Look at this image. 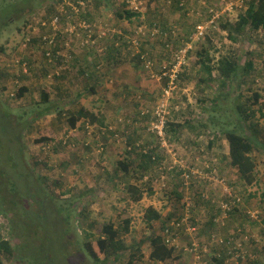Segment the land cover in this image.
<instances>
[{
	"label": "rangeland",
	"instance_id": "rangeland-1",
	"mask_svg": "<svg viewBox=\"0 0 264 264\" xmlns=\"http://www.w3.org/2000/svg\"><path fill=\"white\" fill-rule=\"evenodd\" d=\"M95 1L100 3L87 0V3H90V10L86 16L90 20L109 24V22L120 20L117 17V12L125 11L122 6L123 0ZM175 1L173 0L174 4L171 5L165 3L164 0L150 1L146 5V14L143 18L139 16V18L132 19L130 23L124 21L131 26L129 29H133L140 21L148 24L158 21L164 32L173 28L184 35H190L195 25L192 18L196 21L195 16L191 13V11H196L192 9L195 4L190 2L189 7L181 9ZM64 2L72 3V0H62L61 2L58 0H0V48L4 50L0 52V65L4 64L5 67L4 72L0 71V87L4 85L10 91L15 92L17 89L15 81L17 80L18 84L27 88L29 92L24 99L9 103L6 102L0 90V154L3 153V149L11 150L14 160H16L15 167L24 170L23 163L27 170L33 168L36 175L47 179L48 193L52 196L51 199L48 198L56 212L53 214L50 210L54 209L49 206L45 208L44 203L41 207H36L37 209L32 203L25 207L22 206V209H20V204H16L14 207L19 209L14 214L12 228L7 223V218L0 215V234L4 240L9 241L10 247L13 248L12 255H1L2 264H33V259L37 260L38 264H43L44 255L50 258L44 264H92L83 247L86 240L85 230L87 234H90L91 239L97 238L101 235V227L104 224H113L119 228L122 225L121 222L126 219H130V233L121 237L126 246L130 247L135 243L139 245L143 259L137 263L167 264L149 259L151 247L148 238L151 235L161 236L160 222L165 221L172 213H175L177 218H182L184 210L181 204L189 205L190 215L193 214L192 209L195 208L196 216L193 214L194 219H190L191 225H197L199 229L203 222H208L209 210L205 208L208 205L203 203L207 205L204 206L201 202H196L193 207L194 197L197 196L195 195L196 190H199L198 193H202L203 200L212 206L216 204L218 206L226 204L237 206L236 210L225 214L224 225L215 226V231L207 236L212 238L217 235V241L223 240L224 245L228 241H231L232 244L240 243L245 256V260H242L241 264H264V257H260L259 249H257L264 246V224L262 221L264 200L261 197L264 193V144L259 145L261 150L254 153L256 180L253 185L247 186L239 180L236 171L229 168L224 161L228 155V145L222 133L219 132L221 126L226 124V120L236 122L238 119L235 111L237 109L236 96L241 94L243 97H250L251 92L247 91L246 87L248 84L249 87L261 90L263 98L261 102L264 103V74H256V68L264 70V50L254 42L255 34L249 29L246 30V36L236 44H232L227 39L226 32L220 28V23L226 20L234 22L238 16L236 11L228 15L223 14L220 22L215 24V29L207 30L205 39L195 44L192 56L190 55L188 60L189 71H184L181 75L178 88L168 105V120L172 123L174 119V123L181 124V128H175L177 132L175 135L165 134L162 143H159L152 133L147 132L151 122L150 116L145 121L143 120L144 122L132 121L134 118H143L141 112L154 107L161 94V86L158 83L156 86L153 85L154 81L146 75L145 70L138 68L137 64H132L131 61L125 62L124 79L122 80L115 78L113 73L116 71L111 69L108 75L110 74L112 83L118 80L121 86L117 87L115 82L111 83L112 85L104 84L101 78L100 85L95 88L94 94L88 91L90 82H86L84 75L79 76L78 79L74 78V72H77L75 68L78 65L79 68L82 66L78 64L74 68V51L70 52L72 58L69 59V65L67 64L66 70L63 71L64 74L66 73L63 82L57 84L55 81L46 80V77H40L39 64L42 54L36 52L33 45L22 50V42L26 38V41L32 37L38 38L37 36L43 32L40 23L48 20L51 10L56 12L61 8L58 6ZM187 9L188 13H186ZM262 33L260 31L258 34L262 36ZM208 39L212 41V44ZM88 50H77L76 58L86 54ZM202 50L208 51L209 56L213 58V63L210 65L213 68V76L208 84L204 83L203 87H199L198 70L202 66L199 65L200 58L198 54L196 56V53H200ZM16 55L28 58L30 63L31 71L29 69V76L24 77V80H20L18 77L19 69L7 67L11 58ZM104 55H106L105 52L97 54L98 57ZM222 57L235 58L240 69L247 61L252 62L255 69L254 74L251 73L247 76L240 72L235 80H226L224 84H220L215 68ZM103 69L105 70V68ZM155 70L159 71V65H156ZM201 73L203 74V71ZM98 76L100 75L98 74ZM104 76L106 77L105 73L102 74V77ZM253 78V84L249 83V80ZM195 80L197 84L193 83ZM74 81L77 86H74ZM261 81L263 84H259ZM109 86V89L112 90L117 87L116 89L120 88L125 91V96L128 98V111H122L123 108L120 110L124 115L126 113L128 115L125 119L122 118L124 115H121L119 119H123L125 123L131 120L132 126L137 125V128H134L130 133H133L134 136L139 135L140 143L144 144L141 138L144 136L146 143L158 146L159 152L164 154L163 171L165 172V169L167 170L171 163L176 161L181 162L185 169L188 168L192 174L199 176L191 178L190 184L182 182L178 185L176 181H173L174 179L172 180L168 175L161 173L159 170L161 165H156L152 171L154 177L147 184H142V180H140L142 170L137 168L138 158L134 152H126L130 149L125 146L126 134L119 131L120 126L124 123L120 126L116 122L108 123L107 127H100L101 122H98L99 125L88 124L89 132L85 128L80 132L81 126L72 131L63 120L60 123H64L62 127L59 129L55 127L58 132L57 138H63L70 142L71 147H60L50 154L39 151V145L32 143V135L26 139L25 134L23 135L25 140L21 150L18 146L8 143V140L11 139L8 135L7 117L3 115L5 110L18 118L23 117L24 114L26 120L41 113V117L33 123L35 128L33 133H35L37 130L53 127V124L59 125L57 120L59 112H62L64 119L67 118L65 116L68 112L74 113L80 108L98 110L95 111L96 114L94 113L97 116L105 114V106L108 104L105 103L104 97L107 96ZM44 90L50 93L47 104L41 102V92ZM74 92L80 93L79 95L83 97L74 102ZM216 97L217 107L214 113L210 109H213L211 101ZM138 107L141 108L139 117L134 116L138 112ZM44 108L50 109L42 114ZM205 109L207 111H204ZM253 110L254 113L249 112V115L251 120L257 123L259 140L264 141V108L256 106ZM110 111L115 115L117 107ZM208 117H213V120L209 122ZM107 122H111V120ZM21 125H23L22 122ZM81 125L84 126L83 121ZM210 142L214 143L211 149L207 147ZM221 157H224L223 161H221ZM124 160L133 162L130 164L129 173L124 174L119 171L115 175L118 162ZM3 161L0 158V168ZM35 162H38V165ZM10 169L11 167H8L7 170ZM0 176H3L0 178L2 185L6 183V176ZM16 180L18 185L23 183L22 177ZM155 180L156 182H154ZM52 183H57L59 187L53 186ZM126 185L136 186L143 190L142 200L131 201L130 195L126 191ZM4 189H7V186ZM175 192L182 195V201L177 200ZM17 199L13 196L14 203H17ZM233 200H235V204H233ZM148 208H152L161 215L159 222H153L151 225L146 223L145 215ZM229 208L231 210L232 207ZM239 209L241 211L238 213ZM68 211H70L69 217L67 216ZM65 216L69 218L67 221ZM211 222L213 223V221ZM89 224H91L90 228ZM187 229L190 230L189 227ZM204 236L205 234L200 236V239ZM199 242L198 239L197 243ZM191 244L190 240L178 237V247L175 250L177 251L175 254L179 256L178 264L193 263L192 255L189 253ZM214 248H216L215 245L206 247L209 251L207 261H210V258L214 256ZM40 250L43 251L42 255H40ZM131 252L133 251L130 248L121 254L118 260L111 259L106 264H127ZM102 258L103 256H100V259ZM228 264L233 263L228 261Z\"/></svg>",
	"mask_w": 264,
	"mask_h": 264
},
{
	"label": "trees",
	"instance_id": "trees-1",
	"mask_svg": "<svg viewBox=\"0 0 264 264\" xmlns=\"http://www.w3.org/2000/svg\"><path fill=\"white\" fill-rule=\"evenodd\" d=\"M61 2L62 0H58ZM78 1H84L87 3V0H72V3H77ZM145 1H152V0H145ZM95 3H100L99 1H95ZM90 3H87V6H89ZM122 6L125 7V4H122ZM238 16L237 19L234 22H231L229 20L224 21L223 23H220V28L223 29L226 32L227 39L232 43L236 44L238 43L241 39H243L246 36V30H250L252 33L255 34L253 36L254 42L258 44L262 49L264 50V0H248L246 2L245 8L243 10H238ZM54 12L51 10V13L48 14L51 16ZM140 14H136L133 12L129 11H123L122 13L117 12V17L118 19L124 21H130L134 18H139ZM86 17V16H85ZM86 19L90 20V18ZM160 27V30L162 34H167L166 37L164 38V43L160 42L162 44V51H163V59L164 61L160 62L159 64H156L155 60L153 59V53L149 52L147 49L144 48L145 44L147 43L146 40L144 41L140 52L147 53L149 55V58L151 60H154L155 62V68L156 65H164L166 64L169 60L170 54L172 51L177 50L181 46L182 42V37L179 33V31L175 29H171L170 31H163L161 29V25L158 24ZM262 31L263 35L260 36L258 33ZM226 39V41H227ZM166 40V41H165ZM179 42V46H177V43L174 44L175 42ZM209 43L212 44V41L209 40ZM61 43H64V40L59 37L55 42L54 50L51 52V55L54 56L57 52H60L63 48H60L59 45ZM165 45H169L170 49L166 50ZM36 52L42 54V59L39 64V68L41 69L40 77H46V80L50 81H55L57 84L60 82H63L64 77H66V73L63 74H56L57 68L61 64H49L48 59L45 56V48L41 45H36ZM108 55L109 53L117 54V52H124L126 54V59L128 61H135L138 63L140 67L143 68V64L140 59V55H135L132 56V51L127 50V46L122 45L119 48H114L113 46L109 45L108 47ZM4 50L0 48V52H3ZM72 54V53H71ZM17 56V55H16ZM61 57V55H59ZM21 59L24 60L28 67V74L25 75L21 71L20 75L18 76L20 80H24V77L29 76V69L31 71L30 63L28 61V58H24L22 56ZM198 57L200 58L199 63L202 66V71L203 73H207V75L212 74L213 68L210 66L213 63V58L209 56L208 51L202 50L201 54H198ZM59 58V57H58ZM59 63L60 60H59ZM101 63V62H100ZM62 64L64 65L63 61ZM135 64V63H134ZM61 65V67L63 66ZM208 65V66H207ZM104 67L95 66L94 70L95 72L98 71L99 75L102 76V74L105 73V70L103 69ZM5 67L4 64L0 65V71L4 72ZM144 69V68H143ZM145 70V69H144ZM217 71V74L219 76V83L224 84L226 80L233 81L238 77V74L241 72L242 75H250L251 73L254 74V66L253 63L250 61H247L244 66H242V69H240V66L238 65L237 61L235 58H227V57H222L219 62L218 66L215 68ZM146 71V70H145ZM156 71V70H155ZM92 68L86 67L85 70L82 72L84 74L85 78H89L92 74ZM260 73L261 75L264 74V70L262 68H256V74ZM147 74V72H146ZM183 74V73H182ZM180 74V77L181 75ZM65 75V76H64ZM148 75V74H147ZM51 76V77H50ZM253 79L249 80L251 84H253ZM201 81L205 82L207 84L209 82V77L206 79H202ZM229 81V83H231ZM17 82V80H16ZM228 83V82H227ZM17 85L15 86L17 89L16 91H10L8 87L6 86H1L0 90L2 95L5 97L6 102H16L18 100L24 99L25 95L28 92L27 88L21 87L18 82L16 83ZM254 84H257L254 82ZM259 84H263V81H261ZM245 85V84H244ZM239 87V86H238ZM247 91L251 92L250 97H243L241 96H236L237 99V109L235 111L237 112V120L236 122H232L231 120H226V124L224 126H221L220 133H222L227 145H228V155L225 157H221V161H225L226 164L228 165L229 168L233 169L236 171V175L239 178L241 182H243L247 186H251L254 184L256 178H255V169H256V163H255V157L254 153L258 150H261L259 148V145L264 144V141L259 140L258 137V129H257V123L253 122L251 120V117L249 115V112L252 114L254 113V107L259 106L264 108V103L262 101V95H261V90L255 89L252 87H249V84L246 86ZM241 97V98H240ZM50 98V93L46 90L41 92V99L43 104H47L49 102ZM217 97L211 101V105H213V109H210V111H213L215 113V108L217 107ZM240 100V101H239ZM50 108H44L42 114L46 113L49 111ZM204 111H207L206 109ZM41 114V113H40ZM40 114L36 115L34 118H31L29 120H26L24 118V114L22 115L23 117H15L14 114H11L10 112L6 111L4 112L3 115H6L7 117V122H8V135L9 139L8 143L10 145L18 146V148L21 150V146L24 145V140L29 136L32 135V143H35V145H39L41 152L44 153V147L49 146L50 148L48 151H56L57 148L62 147L60 143V139L57 138V130L55 127L58 129L62 127L65 124L72 130H76L79 126L84 129V126L81 125L82 121L83 123L88 122L90 125L97 124L98 122V117L94 113L86 110L85 108H80L76 111L73 112H68L65 117H62V112H59L57 114V120L59 125H54L53 127H48L44 128L41 130H37L35 133L34 130V122L36 119L40 118ZM64 115V114H63ZM150 116V114H149ZM149 116H142L143 118L140 119H133L132 121H145L146 118ZM64 120L63 124L62 121ZM207 120L210 122L213 120V117H208ZM143 121V122H144ZM174 119L172 123L168 120L167 118V124H166V129H165V134H176L177 132L175 131V128L180 129L181 124H176L174 123ZM21 122L23 125H21ZM133 122L130 124L133 125ZM232 122V124H230ZM147 125V124H146ZM81 132V129H79ZM115 132V131H114ZM6 133V132H5ZM25 134V139H23V135ZM125 135V134H122ZM154 135V134H153ZM155 138L158 140L159 143H161L160 138H158L156 135H154ZM1 138V137H0ZM6 138H7V133H6ZM140 138V137H139ZM139 138L131 135V133L125 135L124 141H125V146L129 149V151H126L127 153H132L137 156L138 158V165L137 168L142 170L140 180H142L145 176H149L150 180L153 178V168L156 167V165H162L163 166V161H164V154L159 152L158 146H152L150 143H146L144 140V144L139 142ZM30 141V140H29ZM214 143L210 142L208 144V147L211 149L213 147ZM264 148V146H263ZM126 149V148H125ZM3 153L0 154V158H2L3 164L0 168V175L6 176L5 180L6 183L2 184L0 183V215L4 216L7 218V223L11 226H13V218L14 214H16V211L19 208L14 207L16 204H20V209H22V206H28L29 203H32L35 209L36 207H41L42 204L44 203V207H51V195L48 193L47 189V179L42 178L39 175H36L33 170V168H29L27 170L22 163V167L24 170H20L21 168H17L14 166V163L16 160H14V156L12 154L11 150H6L3 149ZM161 150V149H160ZM12 154V155H11ZM220 159V158H219ZM21 160V159H20ZM135 162V161H134ZM133 162H128L124 160L123 162L119 161L117 164V170L115 175L118 174L119 171L123 172L124 174L129 173V169L131 168V165ZM36 165H38V162H35ZM64 166V164H62ZM8 167L13 168V170H7ZM63 168V167H62ZM218 170V168H217ZM28 172H30V175H28ZM182 172L178 171V167L175 166L173 167L170 172H166V175L169 176L170 179H174L173 181H176L179 184L183 182V179L181 177ZM219 174H222L219 172ZM23 178V183L18 185L17 178ZM0 178H3V176H0ZM150 184V183H149ZM53 186L59 187L58 184H53ZM7 189H4L6 188ZM46 186V187H45ZM180 188V187H178ZM126 191L130 195V200L133 202H139L143 198V190H140L139 187L136 186H131V185H126ZM199 190L195 191L196 198L194 197V203L193 207H195L196 202L197 203H206L207 208L209 210V218L208 222L202 224V226L196 230V232L192 236H188L184 233V228L181 229L180 231L178 230L177 233L179 232V236L186 238L187 241L190 240L192 241L193 239H199L200 240V248L202 251V248L204 246L208 247V243H210L211 237H208L207 234H205L204 237L200 239V236L204 235V231H211L215 229V226L211 221L217 216V217H222V214L219 210L218 205L216 204L215 206L210 205L209 202H205L203 200V197L201 194L198 193ZM235 194V193H234ZM175 195L177 197L178 201H182V195L178 192H175ZM13 196L17 197L18 201L17 203L13 202ZM50 199H49V198ZM262 199L264 200V193L261 195ZM198 199V200H197ZM49 202V203H48ZM233 204H235V200H233ZM181 207L183 210L186 209V204H181ZM229 207H232L231 210L228 212L229 214L237 207V206H232L229 204ZM204 208V209H205ZM54 209V208H53ZM194 209H192V213L196 216V213L194 212ZM50 210V209H47ZM236 210V209H235ZM54 213V210H50ZM241 211V209L238 210ZM67 216L69 217L70 211ZM237 212V211H236ZM193 214L190 215V219H194ZM243 215H245L242 212ZM264 214V212H263ZM67 216H65L66 221L69 219ZM178 219L177 221H180L182 218H177V215L175 213H172L171 215L168 216V218L160 222V230L162 231L167 224H169L172 219ZM198 218V217H197ZM161 220V215L154 211L152 208H148L146 215H145V221L148 225H151L153 222H159ZM263 224H264V218H263ZM39 223H41L39 221ZM122 225L117 228L113 224H104L101 227V235L98 236L97 238L91 239L89 236L90 234H87V231L85 230V242H84V249L89 257V261L92 262V264H106L108 261L112 260H118L119 256L123 253H125L127 250L130 248L132 249L133 252H131L128 256L127 259V264H138L141 262L143 259V255L140 253V247L138 244H133L132 246H126L123 239L122 235L130 233V219L123 220ZM208 226H210V230H208ZM264 226V225H263ZM89 228L91 227V224L88 226ZM192 227L197 228V225H192ZM203 229V230H201ZM203 231V233H202ZM243 230L241 229V232ZM217 236V235H216ZM207 239V240H203ZM150 247H151V254H150V260L155 261V262H162V263H167V264H172V262L179 260V256L175 254L177 251H175L172 248L166 247V245L163 243L162 236L160 235H151L148 238ZM139 244H142V242H139ZM190 246V245H189ZM218 248V249H217ZM13 248L10 247L9 241L4 240V238L0 234V264H2L1 260V255H12V250ZM259 249V254L260 257H264V246ZM37 254V253H36ZM43 254V251L40 250V255ZM213 257L210 258V261H207V254L204 253L201 256V259H203L206 264H228V261H230L233 264H241V260L234 258V256L229 255L227 250H224L221 246H218L213 249ZM100 256H103L102 259H100ZM31 258V257H30ZM44 262L49 261V256L43 257ZM38 261L33 259V264H38ZM44 262H42L44 264ZM138 262V263H137Z\"/></svg>",
	"mask_w": 264,
	"mask_h": 264
},
{
	"label": "built area",
	"instance_id": "built-area-1",
	"mask_svg": "<svg viewBox=\"0 0 264 264\" xmlns=\"http://www.w3.org/2000/svg\"><path fill=\"white\" fill-rule=\"evenodd\" d=\"M247 1L248 0H218V7L216 8L209 7L205 1L201 2L203 7H205L204 18L200 12L197 13L196 16L198 18H203V21L195 26L194 32L189 36L188 40H182L181 46L177 50L171 52L168 59L169 61L164 65H160L159 71H155L154 60H151L147 53L140 52L144 41H154L157 37L159 38L161 36L164 38L166 37L167 34H162L157 22L148 24L140 21L129 35H124L122 31L112 28V26L107 23L86 19L85 16L88 11V6L84 1H78L77 3L64 2L60 4L58 6L61 7L59 10L54 12L48 20L40 23L43 32L37 36L38 38L32 37L27 41L26 38L24 42H22V50H26L27 46L30 47L32 45V40L36 38L37 45H41L45 48V56L47 57L49 64L63 65V61L64 65L62 67L60 65L57 68L56 74L58 75L66 70L67 64L69 65L72 58L70 52L74 51L76 53L77 50L94 49L97 54H102L107 51V48L104 45H101V43L106 40H109L114 48H119L122 45L127 46V50L132 51V56L140 55L139 61L144 65L143 68L146 70L148 77L161 86V94L157 104L147 111H142L141 115L149 116L150 114L151 122L148 125L147 132L156 135L160 138L162 143L164 139L163 136L165 135L167 116L169 115L168 105L173 98L174 92L178 88L180 74H182L187 67L188 60L195 48V44L205 39L207 35L206 32L209 28L215 29V24L220 22L223 14L228 15L229 13L242 10L245 8ZM123 4H125V11L140 14V16L141 14L146 13L147 1L145 0H123ZM185 5L186 0H180L178 3L180 8L185 7ZM59 37L64 40V43L59 45V47L63 49L52 56L51 52L56 47L54 46V42ZM165 49H170V46L165 45ZM59 55H61V57ZM59 60L61 63H59ZM7 67L17 68L23 74H28L26 63L18 56H13ZM16 83L17 82L15 81V84ZM118 123L123 124L125 121L119 119ZM126 123L131 124L132 121L129 120ZM63 145H65V142H63ZM49 148V146L44 147V150L48 151ZM175 166L178 167V171L182 172L181 177L185 184H190L191 178L199 176L192 174L188 168L185 169L181 162L176 161L171 163L169 168H167V170L165 169V172L163 171L164 168L162 165L159 170L166 175V172H170ZM150 181L149 176H145L141 183L147 184ZM154 182H156V180ZM188 207L189 205L187 204L180 221H177L178 219L174 218L162 230L161 236L166 247L174 250L177 249V239L180 237L179 232L177 233L178 230L180 231L184 228V233L188 236H192L196 230H198V226L197 228H194L190 224V210ZM218 207L222 217L216 216L213 219V223L216 226H223V219L225 214L230 211V208L228 204ZM187 227H189L190 230L187 229ZM217 239L216 236L212 237L208 245H215V247L221 246L223 249L225 246V250H227L229 255H232L234 258L240 259L241 261L245 260L240 243L235 242L232 244L231 241H228L226 242V245H224L223 240L220 239L217 241ZM197 241L198 239H193L189 248V253L192 255L193 259L192 264H206V262L201 259L200 255H203L204 253L208 255L209 251L206 249V246H204L201 253L200 242L197 243Z\"/></svg>",
	"mask_w": 264,
	"mask_h": 264
},
{
	"label": "crops",
	"instance_id": "crops-1",
	"mask_svg": "<svg viewBox=\"0 0 264 264\" xmlns=\"http://www.w3.org/2000/svg\"><path fill=\"white\" fill-rule=\"evenodd\" d=\"M164 1H165V3L170 4V5L172 3L174 4L173 0H164ZM204 1L206 2V4L208 6L210 4L209 7H214V8L218 7V2H217L218 0H204ZM179 2H180V0H176L175 1L176 5H178ZM190 2H194L195 6L192 9L196 10V11H191V13L193 12L192 15H194L195 18H196V21H195L194 18H192V20L195 22V25H194L193 30H192V33H193L195 26L198 25V24H200L203 21V18H204V15H205V7H203V5L201 4L202 0H186V3L187 4L185 5V7H187V6L189 7L190 6ZM147 3H149V2L147 1ZM199 12L202 13L203 18H198L196 16V14L199 13ZM186 13H188V9L186 10ZM145 14H141V17L143 18V16ZM156 22H158V21H156ZM103 23H105V22H103ZM152 23H154V22H152ZM109 24L112 26V28H114L116 30H119V31H122L124 33V35H129L132 32V30L134 29V27H133V29H129V27H131L129 25V23H127L126 21H122V20H115L113 22H109ZM161 29L163 30L162 26H161ZM170 30L171 29L169 28V31ZM179 33H180V35H181V37H182L183 40H188L189 36L192 34L191 33L190 35H187V34L184 35L181 32H179ZM163 41H164V38H162V37H159L158 38L157 37L154 41H147V43L144 46L145 49H147L149 52H152L153 53V56H154L153 59L155 60L156 64H159L160 62L164 61V59H163V51H162L163 49L161 48L162 47V44H157L158 42H163ZM176 43H177V46H179V42L176 41L174 44H176ZM155 44H157V45H155ZM181 44H182V42H181ZM101 45H104L107 48V51L105 52L106 55H104L102 57H98L97 56V53H96V51L94 49H89L86 54L80 56L79 58H76L77 57V54L74 53V68L78 64L82 65L85 68L86 67H89V66L92 68V72H91L92 75L89 78H87V76L85 78L86 79V82H90L89 83V87H88V89H89L88 91L90 93H92V94H94L95 88H97L100 85L99 83H100V79L101 78H102V82L104 84H107V83H110L111 84L112 83V80L109 77L110 74L108 75V72L111 69H115V71H116L115 73H113V75L115 76V78H118V79H121V80L124 79L123 78V76H124V74H123V71L124 70L123 69L125 68L124 67L125 66V62L128 61L126 59L127 58L126 57V54L123 51L122 52H117V54L109 53V55H108V49H109L108 47H109V45L113 46L109 40H106V41L102 42ZM156 46H158V48H156ZM201 52H200V54H201ZM197 54H199V53L197 52L196 53V56H197ZM191 56H192V53H191ZM131 62H132V64L133 63L137 64L138 68L140 67L137 62H135V61H131ZM99 65L101 67H104L105 68V75H106V77L105 76L104 77L98 76L99 72L98 71L95 72V70H94L95 66H99ZM199 65H201V64L199 63ZM82 66H80V68H79V65H78V67L75 68L76 71H77V72H74V78L76 77L75 79H78V78H80L79 76L85 74V73L82 74V72L84 71V70H82ZM187 67H189V65ZM187 67L185 68L184 71H189V69ZM140 68H142V67H140ZM202 70H203L202 67L201 68L199 67V70H198V79H199V83H200L199 87H201V86L203 87V84L205 83V82L201 81L202 79H206V78L209 77V81H210V79L213 76L212 74H211V76L210 75H207V73H203L202 74L201 73ZM64 79H65V77H64ZM114 82L117 83V87L121 86L120 85V82L118 80L117 81H114ZM153 83H154L153 85H155V86L157 85L155 82H153ZM193 83L197 84V81L195 80ZM74 86H77V84H75V81H74ZM109 88H110V86L108 87V90H107L108 91L107 92V96L104 97L106 99L105 100V103L108 104L107 106H105L106 107L105 108L106 109V112H105V114H100V115L97 116L98 117V122H101V124H102V125H99L98 122H97V125H99L100 127H102V126L107 127L106 125L108 123H111V124L113 122H116L117 123L116 120H118V118H120L121 115H124L123 113H121V110L120 109L123 108L122 111H128V106H127L128 98L125 96V94H126L125 91H123V89H120V88H118V89L113 88L114 90L109 89ZM79 94L80 93L74 92V102H76L77 99L83 97V96H81ZM115 107H117V111L115 112V115H114V114H112V112L110 110L114 109ZM140 109L141 108L138 107V112H136L134 114V116L139 117V111H140ZM88 111L95 113V111H98V110H93V111L92 110H88ZM126 115H128V113H126L124 116H122V118H124V119L127 118ZM131 117H132V115H131ZM108 120H111V122H107ZM136 126H132V125L130 126V124L124 123L123 125L120 126L119 131L120 132H123V133H125L127 135L134 128H137ZM131 135H133V133ZM135 136L139 138V135H135ZM141 138H142V140H144V136L141 137ZM207 147H208V145H207ZM208 227L211 228L210 226H208ZM201 230H203V229H201ZM214 231H215V229H213L211 231H207L206 230V231H204V233L202 231V233L208 235L209 233L214 232ZM250 240H252V239H250ZM200 252L202 253V251H200ZM178 263H179L178 260H176V261L173 262V264H178Z\"/></svg>",
	"mask_w": 264,
	"mask_h": 264
},
{
	"label": "clouds",
	"instance_id": "clouds-1",
	"mask_svg": "<svg viewBox=\"0 0 264 264\" xmlns=\"http://www.w3.org/2000/svg\"><path fill=\"white\" fill-rule=\"evenodd\" d=\"M89 8H90V5L88 6V11H87L86 15L88 14V12H89V10H90ZM242 10H243V9H242ZM236 12L239 13V11H236ZM86 17H87V16H86ZM140 17H141V16H140ZM87 18H88V17H87ZM90 21H92V20H90ZM32 45H33L32 47H35V46L37 45V39H36V38H34V39L32 40ZM82 70H85V67L82 66ZM183 72H184V71H183ZM118 120H119V118H118ZM118 120H117V123H116V124L120 126L121 124L118 123ZM88 124H89L88 122L84 123V128L87 130V132H89V131H88V130H89V126H88ZM126 124H127V123H126ZM79 127H80V126H79ZM79 127H78V128H79ZM87 127H88V129H87ZM78 128H77V129H78ZM77 129H76V130H77ZM80 129H81V132H82L83 129H82V128H80ZM74 131H75V130H74ZM70 141H71V140H70ZM63 142H65V145H63ZM60 143H61V145H62L63 148H70V147H71L70 142H67V141H66L65 139H63V138L60 139ZM86 147H87V146H86ZM51 152H52V151H45V150H44V153H45V154H50ZM252 264H253V263H252Z\"/></svg>",
	"mask_w": 264,
	"mask_h": 264
}]
</instances>
